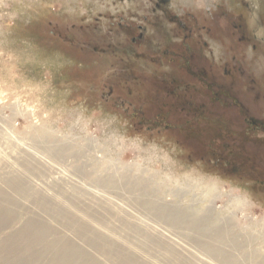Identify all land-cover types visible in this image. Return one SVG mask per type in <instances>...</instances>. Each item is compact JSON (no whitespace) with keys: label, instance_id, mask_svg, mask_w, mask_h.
Listing matches in <instances>:
<instances>
[{"label":"rangeland","instance_id":"obj_1","mask_svg":"<svg viewBox=\"0 0 264 264\" xmlns=\"http://www.w3.org/2000/svg\"><path fill=\"white\" fill-rule=\"evenodd\" d=\"M0 218V264H264V0H0Z\"/></svg>","mask_w":264,"mask_h":264},{"label":"bare ground","instance_id":"obj_2","mask_svg":"<svg viewBox=\"0 0 264 264\" xmlns=\"http://www.w3.org/2000/svg\"><path fill=\"white\" fill-rule=\"evenodd\" d=\"M3 223L4 221H2L0 218V226ZM26 230L27 232H29L27 238L17 240L11 245L9 249L10 252H6L7 257L6 256L3 257L4 264H10V263L28 264L29 254L32 255L34 252H38L39 255H42L44 253L45 255H47L49 254V250H52L49 248L50 245H53L54 243L48 244L47 242L45 243L44 240L45 232L43 231H46V229L39 227L36 223L34 224L31 223L27 225ZM60 245L63 244L60 243ZM57 252H58V256L51 259L52 264H67V262L69 261V256L65 255L60 248H58ZM123 264H144V263L133 262L131 260L126 259V262H124ZM145 264H149V263L145 262Z\"/></svg>","mask_w":264,"mask_h":264},{"label":"flooded vegetation","instance_id":"obj_3","mask_svg":"<svg viewBox=\"0 0 264 264\" xmlns=\"http://www.w3.org/2000/svg\"><path fill=\"white\" fill-rule=\"evenodd\" d=\"M140 29H141V33H140V35H139V38L141 39V38H142V34H143V32L145 31V29H144L143 27H140Z\"/></svg>","mask_w":264,"mask_h":264}]
</instances>
